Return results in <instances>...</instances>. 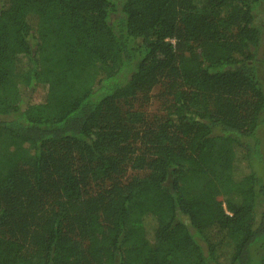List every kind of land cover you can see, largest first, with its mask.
I'll use <instances>...</instances> for the list:
<instances>
[{"label":"trees","instance_id":"1","mask_svg":"<svg viewBox=\"0 0 264 264\" xmlns=\"http://www.w3.org/2000/svg\"><path fill=\"white\" fill-rule=\"evenodd\" d=\"M263 130L264 0H0V264H264Z\"/></svg>","mask_w":264,"mask_h":264},{"label":"rangeland","instance_id":"2","mask_svg":"<svg viewBox=\"0 0 264 264\" xmlns=\"http://www.w3.org/2000/svg\"><path fill=\"white\" fill-rule=\"evenodd\" d=\"M46 94V88L44 85H37L35 86L29 96V99L32 102H41L44 100ZM262 128V127H261ZM258 132V136H260L261 129ZM264 131V130H263ZM260 147H258L259 152L261 153V157L263 162H258V168L260 170V173L258 175L261 177L262 180H264L263 174V164H264V132L262 133L260 139H259ZM203 179L193 175V174H187L184 173L182 178L179 180L180 189L182 192L188 193H194V191L197 189V187L202 183ZM168 184H171L170 181H168ZM186 261H182L180 263H172V264H186Z\"/></svg>","mask_w":264,"mask_h":264}]
</instances>
